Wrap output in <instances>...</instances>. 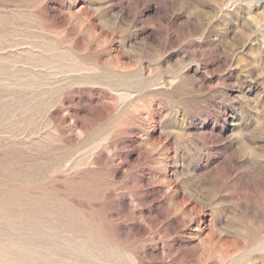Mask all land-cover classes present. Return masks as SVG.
<instances>
[{"label":"rangeland","instance_id":"obj_1","mask_svg":"<svg viewBox=\"0 0 264 264\" xmlns=\"http://www.w3.org/2000/svg\"><path fill=\"white\" fill-rule=\"evenodd\" d=\"M262 26L258 0H0V264H264Z\"/></svg>","mask_w":264,"mask_h":264},{"label":"bare ground","instance_id":"obj_2","mask_svg":"<svg viewBox=\"0 0 264 264\" xmlns=\"http://www.w3.org/2000/svg\"><path fill=\"white\" fill-rule=\"evenodd\" d=\"M263 1H264V0H258V2H263ZM257 27H258V26H257ZM262 27H263L262 29L264 30V26H262ZM254 29H255V28H254Z\"/></svg>","mask_w":264,"mask_h":264}]
</instances>
